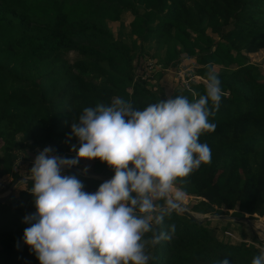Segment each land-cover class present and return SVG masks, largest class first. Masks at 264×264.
I'll use <instances>...</instances> for the list:
<instances>
[{"label":"trees","instance_id":"16d2710c","mask_svg":"<svg viewBox=\"0 0 264 264\" xmlns=\"http://www.w3.org/2000/svg\"><path fill=\"white\" fill-rule=\"evenodd\" d=\"M260 50L264 54V0H0V178L19 177L17 160L37 148L76 158L80 142L72 124L86 107L110 106L121 97L143 110L171 96L204 94L213 64L224 95L210 117L215 132L200 137L212 162L177 180L176 188L194 197L189 206L197 213L264 216V67L251 60ZM148 55L159 67L143 79ZM188 58L205 81L165 94L160 67ZM76 167L102 175L66 169L89 193L115 174L98 159ZM25 183L0 202V264H40L24 243L30 227L24 218L37 211L34 181ZM208 222L173 211L154 225L171 239L147 248L149 264H252L261 253L251 243L219 239Z\"/></svg>","mask_w":264,"mask_h":264},{"label":"clouds","instance_id":"9594fccd","mask_svg":"<svg viewBox=\"0 0 264 264\" xmlns=\"http://www.w3.org/2000/svg\"><path fill=\"white\" fill-rule=\"evenodd\" d=\"M154 64L153 72L159 67ZM191 95L192 100L184 95L161 99L143 110L121 97L110 106L86 107L72 124L80 142L76 158L55 155L50 147L39 152L30 171L37 211L24 218L30 224L24 243L40 264H149L147 248L171 239L154 225L180 207L182 193L173 196L177 180L212 162V150L200 137L215 132L210 117L224 95L215 65H208L205 93ZM97 159L115 174L94 193L86 192L77 176L62 175L80 160ZM263 243H251L262 249L252 264H264Z\"/></svg>","mask_w":264,"mask_h":264},{"label":"rangeland","instance_id":"374dc122","mask_svg":"<svg viewBox=\"0 0 264 264\" xmlns=\"http://www.w3.org/2000/svg\"><path fill=\"white\" fill-rule=\"evenodd\" d=\"M128 20L129 18L126 19L125 22H128ZM110 26L113 31H115L117 28L116 22L111 23ZM152 52H153V49L149 51L150 54ZM74 55L75 54L73 52H70L68 54V58L70 61L73 59ZM144 60L146 64H153L154 62V60L151 57H149V55L146 56ZM251 60L254 64H258L262 66V68L264 67V54L261 52V50L254 54H251ZM180 65L181 67L188 69V71L186 72L191 75L193 72L192 71L193 68L196 66V62H195V59L193 58L182 59L180 62ZM168 72L172 73L171 70H168ZM173 73H174V78H176L175 69L173 70ZM175 80H176V84L174 85L173 90L177 89L178 91H183V89L186 88L185 84L180 82V80H177V79ZM193 80L198 81L200 79L197 78ZM171 94H172V91L170 89L168 95H171ZM18 138L20 139V135H18ZM41 151H43V149L37 148L35 149V152L29 153L28 157L24 159L20 158L17 160V172L19 173L20 176H24V177L31 176L30 174L31 168L33 167L36 156ZM72 153L76 154L75 152H72ZM66 169L67 168L62 170V175H65ZM11 181H12V177L9 175H5L2 178H0V195L1 196L6 194L8 186ZM25 188H26V183L24 181H21L16 185L12 194H17L19 190L25 189ZM176 190L178 189L177 188L174 189L173 196H175ZM193 199H194L193 196L182 194V199L179 200L178 203L185 207H189ZM229 212H231V210H229ZM195 216L203 220L209 217V214L199 213V214H195ZM249 219L252 221L254 226H249L246 222H240V221H226V220H220V219H206V220L209 221L207 224L208 228H210L218 236V238L223 241L234 243V244L242 242V241L257 244L258 238L264 237L260 231L261 228H263V231H264V227H262L263 225L262 224L257 225V223H260V222L264 223V216H256V217L249 216ZM263 246H264V243H263Z\"/></svg>","mask_w":264,"mask_h":264},{"label":"water","instance_id":"95a60500","mask_svg":"<svg viewBox=\"0 0 264 264\" xmlns=\"http://www.w3.org/2000/svg\"><path fill=\"white\" fill-rule=\"evenodd\" d=\"M70 170H73L75 172H78L80 174H83L84 176H91V177H99L101 178L102 175L100 174H95L92 172L87 171V173L84 172V170L79 169L78 167H73ZM111 178L109 177L108 180H110ZM31 176H19L17 178H15L10 185L8 186L7 192L4 195H0V202H5L13 193L14 188L16 187V185L21 182V181H31ZM180 207L177 209L180 212L192 217L194 220H196L198 223H203L205 222L206 219H220V220H226V221H240V222H246L249 226H254L252 221L248 218V215H243V216H238V215H234L231 212L227 213V214H209V217L201 220L200 218H197L194 213L190 210V208H185L184 206H182L181 204H179Z\"/></svg>","mask_w":264,"mask_h":264},{"label":"built area","instance_id":"2783aa9c","mask_svg":"<svg viewBox=\"0 0 264 264\" xmlns=\"http://www.w3.org/2000/svg\"><path fill=\"white\" fill-rule=\"evenodd\" d=\"M163 70H170V68H162ZM154 68H153V64H147L146 67L144 68V71L141 75V78H149L152 76V72H153ZM186 71H188V69L181 67V65L179 64L176 68H175V75L177 80H180V82L184 83L185 86L188 88L190 81H192L193 79H200L202 80V78L198 75L195 74H188ZM188 74V75H187ZM263 236L264 234L261 233ZM258 240L263 241L264 242V237L263 238H258Z\"/></svg>","mask_w":264,"mask_h":264},{"label":"crops","instance_id":"0c3cea01","mask_svg":"<svg viewBox=\"0 0 264 264\" xmlns=\"http://www.w3.org/2000/svg\"><path fill=\"white\" fill-rule=\"evenodd\" d=\"M159 81H160L159 84L163 88L165 94H169V90L170 89H171L172 92L175 90V89L173 90V87L176 84V80L174 78L173 71H172V73H170V72L163 73L161 75ZM262 227H264V225ZM261 230L263 231V228H261Z\"/></svg>","mask_w":264,"mask_h":264},{"label":"bare ground","instance_id":"6f19581e","mask_svg":"<svg viewBox=\"0 0 264 264\" xmlns=\"http://www.w3.org/2000/svg\"><path fill=\"white\" fill-rule=\"evenodd\" d=\"M260 224L264 225V223H261V222H260ZM260 231H261V233H263V234H264V232H263L261 229H260Z\"/></svg>","mask_w":264,"mask_h":264}]
</instances>
